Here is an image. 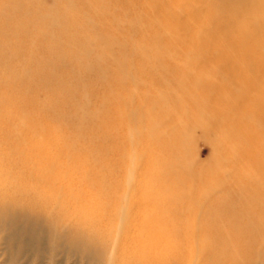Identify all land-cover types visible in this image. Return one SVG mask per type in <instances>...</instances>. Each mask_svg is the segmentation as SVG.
I'll use <instances>...</instances> for the list:
<instances>
[{
	"label": "bare ground",
	"instance_id": "1",
	"mask_svg": "<svg viewBox=\"0 0 264 264\" xmlns=\"http://www.w3.org/2000/svg\"><path fill=\"white\" fill-rule=\"evenodd\" d=\"M0 259L264 264V0H0Z\"/></svg>",
	"mask_w": 264,
	"mask_h": 264
},
{
	"label": "rangeland",
	"instance_id": "2",
	"mask_svg": "<svg viewBox=\"0 0 264 264\" xmlns=\"http://www.w3.org/2000/svg\"><path fill=\"white\" fill-rule=\"evenodd\" d=\"M24 55V57H26V58H28L29 59V57H30V54L29 53H24L23 54ZM205 56L207 57V56H209V53H206L205 54ZM133 58V57H132ZM128 59H130V56H128ZM134 60H138L137 58H134ZM193 68L194 67V64H190V66H189V68ZM199 67H201V66H199ZM198 67V68H199ZM211 66H209V65H207V66H205V69L206 68H210ZM195 68V67H194ZM20 72H22V69L20 68V69H18V73H20ZM153 86V85H152ZM153 89H142V91H144L145 92V94H146V96L147 97H151V94L153 93V91H152ZM157 92H158V94L159 95H163V96H168V94L166 93V92H160L159 90H157ZM220 94H222V92L220 93ZM170 99V98H169ZM41 104V103H40ZM163 106V105H162ZM161 106V103H154V105H153V109H155L156 107H162ZM97 107V104L96 103H93V104H91V108H96ZM149 107H150V105H149ZM165 107V106H164ZM163 107V108H164ZM151 110V109H150ZM127 112H129L127 109H124V114L125 113H127ZM157 114H158V118H157ZM166 114H169V115H171V114H173V111H160V113H154V112H152V111H143L142 113H141V115H142V120H140L139 119V121H140V125L138 126V127H136V128H133V132L135 133V134H139L140 136H141V134H142V136L144 137V138H150L151 137V131L153 130L152 128H151V126H150V121H155V122H157V120L159 119H161V118H163V117H165L166 116ZM42 119V122L43 123H51V121H50V119L46 116V115H44L43 113H42V116L41 115H39ZM146 122H148L146 125H145V123ZM53 125H56V124H54V123H52ZM64 125L65 124H61V125H59L58 124V126H59V129H65V127H64ZM57 126V125H56ZM131 127V126H130ZM139 130V131H138ZM157 130H158V128H157ZM132 131V130H131ZM137 131V132H136ZM196 135V137L197 136H199V131H196V133H195ZM83 135H84V137H86V138H91V137H93L94 136V134H90L89 133V135H88V131H84L83 132ZM80 146V145H79ZM78 146V147H79ZM177 148L176 147H174V146H169V147H166L163 151H161V152H163V154H162V156H170L171 158H170V160L168 161V164H170V165H173L171 168L173 169V168H175V167H177V168H179V166H181V164H184V162H189L190 160H192L194 157H198L199 159H201V160H204V159H206L207 158V156H208V152H207V150L205 149V147H204V145H203V141L201 140V139H197L195 142H193L192 144H190L187 148H186V150H185V153H182V152H180V153H178L177 152V150H176ZM127 161H125V165H127ZM148 176V173L146 172V177ZM158 177L160 178V179H163L164 181H167L168 183H169V185L170 186H173V185H175L176 183L173 181L175 178H174V176H172V173H170V169L169 168H165V171H164V174L163 175H158ZM183 185H180L179 187L177 186V189H176V191L178 192V190H181V188L180 187H182ZM184 188V187H183ZM200 189V188H199ZM205 190H209V188H204ZM203 189V190H204ZM167 196H170L171 197V192L170 193H168V194H166L165 195V197H167ZM59 258V260H60V257H58ZM58 258L56 259L57 261H59L58 260ZM1 260V259H0ZM20 264H25V261L24 260H22L21 261V263ZM58 264V263H57Z\"/></svg>",
	"mask_w": 264,
	"mask_h": 264
}]
</instances>
